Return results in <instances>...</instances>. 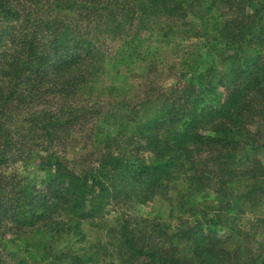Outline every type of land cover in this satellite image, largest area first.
Masks as SVG:
<instances>
[{
    "label": "trees",
    "instance_id": "trees-1",
    "mask_svg": "<svg viewBox=\"0 0 264 264\" xmlns=\"http://www.w3.org/2000/svg\"><path fill=\"white\" fill-rule=\"evenodd\" d=\"M42 5L49 4L0 0V239L30 233L53 240L70 232L80 235V225L103 215L113 200L121 198L123 205L152 206L145 217L133 218L134 226L127 222L121 226V245L126 251L119 250L120 258L100 260L94 253L82 254L67 246L55 255L58 264H264V259L242 261L244 246H239L238 254L228 248L225 236L212 231L221 224L223 214H243L252 194L264 195V165L256 160L245 166L253 150L264 147V142L252 145L248 130L258 121L264 139V0H80L69 1V7L65 4L66 8L77 5L91 16L92 28L123 38L125 47L111 58L72 25L40 18ZM161 20L168 29L177 25L179 42H173L165 27L154 28ZM188 38L199 40L195 51L183 45ZM170 39L177 52L168 64L181 66L176 84L161 94L158 105L144 101L127 107L123 97L109 107L104 124L95 132L104 148L95 170L80 174L57 151L45 157L42 151L26 150L22 144L17 147L12 118L5 111L28 107L52 93L94 94L111 73L115 79L107 92L115 94L120 89L115 81L129 83L123 77L132 72L133 64L156 53L150 45ZM164 59L150 64L157 68ZM68 109L31 114V132L39 141L36 147L45 149V141L56 143L72 124L89 113H99L95 106L87 111ZM242 142L249 145L245 155H239L246 149L240 146ZM145 152L147 160L138 155ZM203 154L208 155L210 165ZM35 158L44 172L43 187L27 180L22 184L15 172H5H9L5 167L10 159ZM249 179L253 180L250 188L240 191L238 186ZM179 180L187 188L179 193V201L172 202L163 193L164 187ZM209 187L217 206L198 200V194ZM258 202L252 200L249 208ZM187 212L196 216L194 222L182 220ZM176 221L178 229L170 231ZM6 258L0 247V264H9ZM33 260L52 264L56 259L45 250Z\"/></svg>",
    "mask_w": 264,
    "mask_h": 264
},
{
    "label": "rangeland",
    "instance_id": "rangeland-1",
    "mask_svg": "<svg viewBox=\"0 0 264 264\" xmlns=\"http://www.w3.org/2000/svg\"><path fill=\"white\" fill-rule=\"evenodd\" d=\"M49 5H42L39 10V16L45 20H61L67 24L72 25L74 31L84 37L92 38L96 41V44L107 50L108 57H115L119 51L125 46L123 45V38L109 36L103 34L98 29L92 28L90 23L91 16L87 15L84 10H81L77 5L70 8H66L65 4L69 7V1H80V0H45ZM67 2V3H66ZM58 5V7H57ZM47 9V13H45ZM167 22L161 20V24L155 25L154 28L157 30L159 26L166 28ZM137 24L135 23L133 28L130 30L132 33ZM177 25H173V28H166L164 32L171 34V39L174 43L179 42L180 39L176 37L178 34ZM153 28L150 26L149 29L144 30V35L148 34L149 30ZM157 33V32H156ZM148 36V35H146ZM170 41L168 42H153L150 46H154L156 53L153 56H142L137 60L136 64H133L132 72L128 73L126 77H123L129 83L118 81L115 83L120 87L115 94H109L107 87L109 84H113L115 79L114 73H111L106 77L102 84L97 89L96 93L88 94L83 93L77 96H67L62 94H47L39 101L25 106H16L17 108L5 111L11 115L12 118V129L15 133V139L17 140L16 145L19 147L21 144L26 146V150L32 148V152L35 153L42 151L43 156H48L50 151H57L58 154L63 158L66 164L74 171L78 173H84V170H95L102 159L104 148L101 144L96 141V129L101 127L104 122V116L106 115L111 105L117 104L123 97H125V104L123 106L133 107L135 104L146 102L147 105H158L160 104L161 94L176 84L178 80L177 70L181 68H173L171 64H168L176 56L177 47ZM183 45L187 46L192 51H195L199 45V40L195 38H188L183 40ZM146 48H144L145 50ZM150 50V48H148ZM4 50V49H2ZM1 50V51H2ZM161 56V57H159ZM107 57V58H108ZM162 61L163 65H159L157 68L153 67L150 62L159 63ZM108 58V59H110ZM166 60V62H165ZM158 65V64H157ZM110 67V66H109ZM2 78L0 77V86L3 84ZM220 94H223V90H220ZM90 106H95L99 113H89L85 118L77 124H72V129L68 133H61L60 139L56 143L45 141V149L36 147L39 141L36 138L34 132H31L30 119L33 113H42L45 111H63L69 110L68 108H83L87 111ZM249 133L251 134L254 146H260L263 144L264 139L260 132V124L258 121H254L248 126ZM248 140V136H247ZM241 147L246 146L245 150H240L239 155H245L249 149L248 144L243 142ZM25 150V149H24ZM25 150V151H26ZM253 150V149H252ZM28 152V151H26ZM33 154V153H32ZM142 158L147 160L149 154L147 152L138 154ZM202 155V158L208 160V155ZM38 158L35 159H24L18 161H12L10 159L7 167L9 172L7 174L15 172L16 176L20 178L21 183L24 184L25 180L30 181L32 184H36L38 187H43L41 182L44 177V172L39 168ZM249 160L245 163L251 165L254 161L259 160L264 165V147H258L253 150V153L249 155ZM207 163L210 165L211 161ZM252 179L244 181L238 188L240 191H245L250 188ZM187 185L179 180L170 183V185L164 187L163 193L172 202L180 200L179 193L185 192ZM216 186V185H215ZM166 192V193H165ZM215 194L212 188H207L203 192L198 194V200L202 202H208L214 204ZM263 196V197H261ZM252 200H259L257 205L250 207ZM203 204V203H202ZM152 204H140L131 203L123 205L121 198L113 200L111 204L106 207L103 215L90 220L87 224L80 225V235H74L72 232L69 234H63L61 240H53L51 236H43L39 233H30L23 236L13 237L8 236L7 238L0 239V247L7 256L6 261L9 264H35L33 260L34 255L41 254L48 250L52 255L53 259H56L52 264H58L56 254L61 251L60 248L66 249L73 247V250L81 252H90L96 254L100 260L107 257L109 259L114 258L118 260L120 258L119 250L126 251L125 247L121 245V226L125 224L134 226V217H145L150 210ZM246 211L243 214L237 215L235 213L223 214L221 217V224L213 227L212 231L219 236L226 237V245L232 251L239 254L240 245L244 246V253L242 255V261H248L256 259V262H261L264 259V195L262 193L252 194L246 201ZM196 216L192 215L191 212L184 214L182 220L187 222H194ZM178 222L176 221L170 226V231L178 229ZM235 230H232V228ZM148 229H146L147 231ZM48 243V249L45 245ZM40 243L39 245H35ZM44 243V244H43ZM44 248V249H43ZM32 250V251H31ZM36 254H32V253Z\"/></svg>",
    "mask_w": 264,
    "mask_h": 264
}]
</instances>
